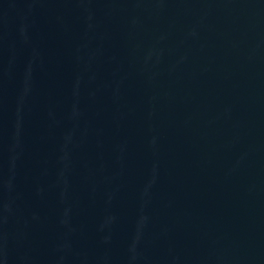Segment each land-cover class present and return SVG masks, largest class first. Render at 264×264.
<instances>
[{"label": "water", "instance_id": "95a60500", "mask_svg": "<svg viewBox=\"0 0 264 264\" xmlns=\"http://www.w3.org/2000/svg\"><path fill=\"white\" fill-rule=\"evenodd\" d=\"M0 264H264V0H0Z\"/></svg>", "mask_w": 264, "mask_h": 264}]
</instances>
